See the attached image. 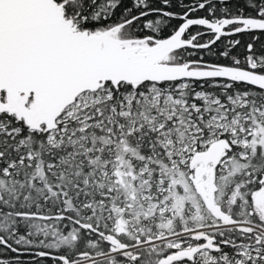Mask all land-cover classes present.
Instances as JSON below:
<instances>
[{"label":"snow or ice","instance_id":"6c2138e0","mask_svg":"<svg viewBox=\"0 0 264 264\" xmlns=\"http://www.w3.org/2000/svg\"><path fill=\"white\" fill-rule=\"evenodd\" d=\"M264 264V0H0V264Z\"/></svg>","mask_w":264,"mask_h":264},{"label":"trees","instance_id":"16d2710c","mask_svg":"<svg viewBox=\"0 0 264 264\" xmlns=\"http://www.w3.org/2000/svg\"><path fill=\"white\" fill-rule=\"evenodd\" d=\"M21 259L24 261V264H29V261L33 258L29 255H25V256L21 257Z\"/></svg>","mask_w":264,"mask_h":264}]
</instances>
